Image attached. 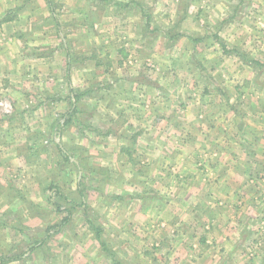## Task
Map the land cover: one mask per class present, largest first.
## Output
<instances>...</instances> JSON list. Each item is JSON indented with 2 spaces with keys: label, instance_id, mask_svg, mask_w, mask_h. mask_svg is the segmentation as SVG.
<instances>
[{
  "label": "crops",
  "instance_id": "0c3cea01",
  "mask_svg": "<svg viewBox=\"0 0 264 264\" xmlns=\"http://www.w3.org/2000/svg\"><path fill=\"white\" fill-rule=\"evenodd\" d=\"M152 1L189 67L120 54L144 0H0V264H264V0Z\"/></svg>",
  "mask_w": 264,
  "mask_h": 264
},
{
  "label": "rangeland",
  "instance_id": "374dc122",
  "mask_svg": "<svg viewBox=\"0 0 264 264\" xmlns=\"http://www.w3.org/2000/svg\"><path fill=\"white\" fill-rule=\"evenodd\" d=\"M152 4H153L152 0H144V9H142L143 13L140 12L139 8L137 7L128 8L126 11L122 12V13H125V18L127 19L128 24H131V26L128 25L127 27L120 29L119 30L120 34L119 32L114 30V33H113L114 38L117 39L120 35H125L126 38H130L133 35V33L137 32L138 39L136 40V42H134L135 39H132L131 41H127L126 42L127 44L125 46L124 44L119 45V46H122L123 48L121 49L122 53L120 54H123L126 56H135V57L140 56L142 60V65L140 68H142L147 74H148V71L154 72L155 70H160V67L158 65L159 63H162L164 68H167V63L165 59L167 58L168 55H172L171 60L173 61V63L170 65L171 67L173 68L178 67L182 69L185 67H189L188 65L189 59L188 60L186 59L185 61H183L180 59L183 57L179 58L178 55L181 53L189 54L192 51L194 52V53L192 52L193 54L198 55L200 52L199 51L200 45L198 44L195 45L193 44V42L191 43V41L187 39V37L189 38V36L186 34L185 30L187 31L186 28L190 29L191 26L185 28L186 23L177 22L174 25L169 24L166 27L165 23L163 22H166L167 18H168V21H170L171 16H173V14L168 13L167 14L169 15L168 17L163 16L164 18H161L162 22L158 21L160 22V25H159L160 28L157 27V25L155 27L153 25V22H150L151 18L155 14L154 8L150 7L152 6ZM191 6H192L190 7L191 10H189L188 7L187 8L185 7V9L183 10L181 8L180 12L183 13L182 15L185 17V20L190 19V23L192 24V26L195 27V24L200 22V16L204 17L202 19L204 22L206 21V19H208L210 22L211 18H213L212 22L215 23V18H216L215 13L210 15L208 13L204 14V12H201V13L196 12L195 8L199 6L198 0L195 3H192ZM212 32H215L214 29L211 30V34L215 35V33H212ZM116 34H117V38L115 37ZM89 47L90 45L83 46L84 50L93 49L92 46L90 48ZM97 48L99 50L98 52L100 53L104 52L106 49L105 46L103 45L97 46ZM116 48H119V47H115V49ZM193 48L197 49V51L192 50ZM77 50H79L77 52H80V50H83V49L82 47L78 46ZM117 51L115 52L118 53ZM126 63L127 65L129 64L131 66L137 65V61L133 59L128 60ZM193 63L200 64V59L198 57L195 58L193 60ZM68 199H71V196L68 197ZM48 200L49 201L47 202L46 205H43L41 207L38 206L39 210L36 211V214H41L42 216H45L44 222L41 223L40 225H38L39 223L37 224L39 228H35L36 225L34 226V224L31 221L30 222L27 221L26 223H23L21 221V223L24 226H26V228L24 227L26 235L35 234L39 230H42V231L45 230L43 235L41 237L40 236L37 237V239L43 238L45 234L49 232L50 236H47V237H49L50 241L52 240L51 242L54 243L53 242L54 241L53 237L55 235L54 233H58L57 231H60L59 229L61 228L62 230H64L65 228H69L71 225L70 217L73 215V211H71L73 204L67 203V202L63 203L62 197L59 194V192L55 190H50V189H49ZM17 212H18V209H17ZM66 216H68L69 218L67 219V222L64 225H62V219ZM21 223L20 221H17V225H20L21 227H23ZM58 225H62V226L57 227ZM53 228L56 229L57 231L56 232L53 231L54 230ZM36 249L38 248L33 249V251H37Z\"/></svg>",
  "mask_w": 264,
  "mask_h": 264
}]
</instances>
